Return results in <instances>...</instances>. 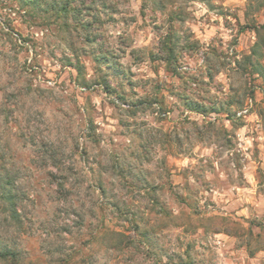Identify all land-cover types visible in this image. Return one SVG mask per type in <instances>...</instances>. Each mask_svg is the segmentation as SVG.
Here are the masks:
<instances>
[{"label": "clouds", "instance_id": "1", "mask_svg": "<svg viewBox=\"0 0 264 264\" xmlns=\"http://www.w3.org/2000/svg\"><path fill=\"white\" fill-rule=\"evenodd\" d=\"M0 264H264V0H0Z\"/></svg>", "mask_w": 264, "mask_h": 264}]
</instances>
